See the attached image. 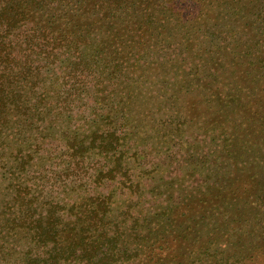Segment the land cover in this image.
<instances>
[{
	"label": "trees",
	"instance_id": "obj_1",
	"mask_svg": "<svg viewBox=\"0 0 264 264\" xmlns=\"http://www.w3.org/2000/svg\"><path fill=\"white\" fill-rule=\"evenodd\" d=\"M224 1L0 3V264H264V190H200L211 168L207 157H196L195 141L205 136L198 126L217 128L212 143L231 139L233 146L243 110L225 102L238 79L226 82L223 61L218 55L207 61L208 48L201 47L222 9L229 10L224 19L233 12ZM171 6L183 20L169 29ZM107 81L111 101L94 120L106 128L85 136L60 130L59 122L71 124L82 96L102 92ZM220 105L229 109L215 115ZM60 131L68 169L76 165L70 177L103 159L94 164L93 182L120 178L124 190H70L61 201L42 199L23 178ZM176 138L183 153L193 154L180 156L174 178L164 176L176 159L135 173L130 161L140 167L148 157L139 146L155 141L153 152ZM258 159L243 157L241 167L254 163L264 171ZM163 183L178 186L157 190ZM216 191L217 205L208 208ZM34 242L48 246L44 257L30 255Z\"/></svg>",
	"mask_w": 264,
	"mask_h": 264
},
{
	"label": "rangeland",
	"instance_id": "obj_2",
	"mask_svg": "<svg viewBox=\"0 0 264 264\" xmlns=\"http://www.w3.org/2000/svg\"><path fill=\"white\" fill-rule=\"evenodd\" d=\"M213 1L220 2L221 0ZM4 2H7V0H0L1 4ZM224 3L231 10L233 9V12L224 19V15L229 10L226 8L222 9L221 16L217 15L216 20L209 24L214 35L212 34L208 37L205 45L201 43V47L204 50L208 48V52L205 55L207 61L210 58H215L213 56L216 55H218V59L223 61L222 63L225 64L224 72H227L225 75L226 82H232L234 78L238 79L237 83L233 84L235 92L225 102H231L233 107L237 103H241L243 110L239 113L240 116L236 115L239 125L237 122L233 125V127L238 129L237 134L239 135L238 138H234L233 146H230L232 143L231 139L224 143V140L221 138L218 142L212 143V138L218 135L217 128L209 129L208 131V128L204 126L205 121H203L201 126H198L199 132L205 134V136H201L198 142L195 141L198 152L196 157H207L211 168V171L207 175V182H203L200 190H264V171L262 168L258 167L259 165H254V163L251 164V167L246 168L241 167L240 164L243 157H248L250 162H257L256 158H259L260 162L264 160V0H225ZM172 8V13L168 12L165 16L171 21L169 29L172 27L176 28L177 22L183 20V18H178V12L180 13L179 8ZM164 47L166 46L163 44V50L165 49ZM122 60L127 59L123 57ZM39 63L42 64L41 62ZM58 64L53 67L56 71H58V66L62 67L60 62ZM187 69L192 70L193 67L188 64ZM60 72L63 73V69ZM107 84L104 87L105 90L100 93H96V90L91 89L89 95L82 96V102L71 113L73 117L71 124L66 121L59 122L58 127H60V130L66 128L79 130L82 136H85L84 134H87L88 131L95 132V130L106 128L101 123L94 125V120L97 113L99 111L103 113V108L111 101L106 98L109 97L107 91L111 89L108 81ZM224 108H226L224 105L218 106L215 115L221 109L225 112L226 109H229L226 108L224 110ZM218 117L220 116L218 115ZM63 120L66 119L63 118ZM61 132L57 133L55 137L57 141L49 140L46 143L44 142V150L40 151L42 161L38 163L37 159L35 166L23 178L28 186H31L33 190L41 195L42 199L46 200L52 197L55 200L61 201L65 199L66 194L70 190H105L103 191L105 193L111 190H124L120 185V178L117 180H105L106 184L103 186L93 182L92 176L95 174L93 170L94 164L100 166L104 163L103 159L99 161L100 164L98 161H93L90 163L91 165L87 164V168L83 173L80 175L74 174L70 177V171L76 165L72 162L71 165L73 167L71 166V170L68 169L71 159L68 156L66 137L63 136L65 138L62 139ZM36 135L38 136L37 142L38 140L41 142L40 138L42 136L35 132ZM158 139L159 145L161 139L160 137ZM158 145L154 141V143H149L146 147L144 145L139 146V152H147L148 157L142 161V166L140 167L133 160L130 163L131 165L133 164L134 168H137L135 169V173L137 174L138 170L151 171L155 165L163 164V162L169 163L171 160L176 159V162H172L167 168L168 176H164L166 180H169L170 178H174L175 174L173 172L175 170L172 172L173 175L171 177L170 171L176 167L175 165L180 156L184 154L185 158L183 159H186V156L193 154V151L184 148L183 153L177 138L172 144H164L163 147L161 146L153 152L150 150V148ZM220 145L222 146L221 152L218 148ZM215 158H219L218 161L215 160L216 164L213 161ZM141 168L144 170H140ZM254 174H257L256 182H253L252 179ZM176 178L179 179V177ZM145 183L148 189L152 185L149 180H146ZM177 186L178 184H175L167 188L166 184L163 183V186L157 190H176ZM71 194L76 195L77 192ZM215 196H218L217 191L211 193V197L207 201L208 208H213L217 205ZM162 212L163 210L159 209L158 214L161 215ZM196 222L197 220L194 222V225ZM15 233L18 239L26 240V232H24L23 228H17ZM48 249V246L34 242L31 245L30 255L39 252L40 256L44 257ZM68 264H87V262L81 260Z\"/></svg>",
	"mask_w": 264,
	"mask_h": 264
}]
</instances>
